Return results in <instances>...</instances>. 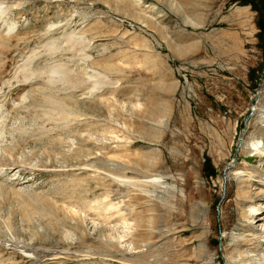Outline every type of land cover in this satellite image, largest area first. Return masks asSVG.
Masks as SVG:
<instances>
[{"label":"rangeland","instance_id":"rangeland-1","mask_svg":"<svg viewBox=\"0 0 264 264\" xmlns=\"http://www.w3.org/2000/svg\"><path fill=\"white\" fill-rule=\"evenodd\" d=\"M0 264H264V0H0Z\"/></svg>","mask_w":264,"mask_h":264},{"label":"bare ground","instance_id":"bare-ground-1","mask_svg":"<svg viewBox=\"0 0 264 264\" xmlns=\"http://www.w3.org/2000/svg\"><path fill=\"white\" fill-rule=\"evenodd\" d=\"M23 70V69H22ZM26 69H24V71H25ZM55 71H57L56 69H54ZM54 71V72H55ZM58 71H59V73L58 74H60V71H62L61 69L59 70L58 69ZM23 72V71H22ZM26 72V71H25ZM62 73V72H61ZM24 74V73H23ZM26 75V76H25ZM21 76H22V74H21ZM28 78H30V77H28V75L27 74H24V80H21L20 82H26L27 80H28ZM69 78V77H68ZM17 82H19L18 80H17ZM255 147V146H254ZM258 152V151H257ZM257 212V209L255 208V207H250V211H249V215H254L255 213Z\"/></svg>","mask_w":264,"mask_h":264}]
</instances>
